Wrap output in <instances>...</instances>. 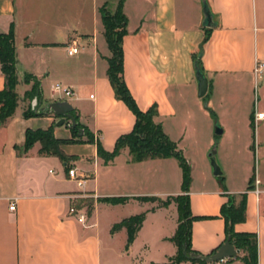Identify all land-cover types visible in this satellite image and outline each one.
<instances>
[{
  "label": "crops",
  "instance_id": "crops-1",
  "mask_svg": "<svg viewBox=\"0 0 264 264\" xmlns=\"http://www.w3.org/2000/svg\"><path fill=\"white\" fill-rule=\"evenodd\" d=\"M118 1L0 0V33L15 30L18 70V106L0 123V264H163L178 251L170 239L179 225L177 204L137 199L165 200L183 192L175 157L134 162L124 148L106 164L96 141L65 143L63 151L73 157L67 166L40 153V142L24 150L28 129L54 126L56 138H72L69 121L57 126L53 113L25 117L29 107L41 110L53 101L70 102L108 151L133 130L136 115L116 98L107 75L111 51L100 8ZM206 7L212 26L206 25ZM124 12V76L137 105L147 111L156 104L155 121L165 133L183 153L197 149L202 156L205 175L192 177L189 191L198 216L193 249L211 254L225 241L221 208L229 196L240 200L245 194L246 220L236 231L257 234L258 264H264V117L256 118L264 113V75L254 73L256 60L264 61V0H125ZM73 40L81 51L69 55ZM201 49L204 97L195 72ZM27 74L40 82L33 99L27 93L34 80L27 82ZM5 82L0 62V90ZM71 167L77 179L69 176ZM84 195L96 200L92 212L76 206ZM113 196L130 199L98 201ZM73 206L84 221L70 212ZM142 212L146 219L127 247V229L113 233L112 227ZM225 264L244 263L235 257Z\"/></svg>",
  "mask_w": 264,
  "mask_h": 264
},
{
  "label": "trees",
  "instance_id": "trees-1",
  "mask_svg": "<svg viewBox=\"0 0 264 264\" xmlns=\"http://www.w3.org/2000/svg\"><path fill=\"white\" fill-rule=\"evenodd\" d=\"M125 0H119L117 8L114 12H111L107 8V4L100 8V14L104 25V35L111 51L108 60L107 75L114 89L117 99L124 101L130 109L136 115V123L133 130L129 133L121 135L116 142L113 151L106 150L99 139H95L94 133L91 132L86 126L81 124L79 117L73 110L72 114L77 120V127L72 130V138L68 140H62L56 138L54 134V126L48 129L31 130L26 132V142L24 150L28 151L35 143H41L40 153L45 155H54L59 157L68 166L69 161L73 158L68 156L62 149V145L65 143H79V142H97L98 155L106 164L112 162L124 148L129 149V153L132 156L134 162H140L147 159L155 158H169L175 157L183 170V192L176 196H168L167 199L161 200L155 196H143L137 197L142 201H159L161 206H169L172 202H175L179 211V225L175 234L170 238L173 241L178 251L169 258V261L163 264H182V262L190 260L197 264H208L205 261H198L189 259L183 252L186 248L188 253L198 252L192 247L191 231L192 223L198 219V216H194L191 211L190 203V185L192 182L191 165L185 157L183 151L178 147V144L173 141L164 131L161 123L155 121V117L158 116L159 111L157 105L154 104L147 111H143L139 108L133 97L124 76V37L128 33V17L124 12ZM202 55V49L198 54L196 64L202 69L200 58ZM0 62L1 69L5 76V87L0 90V123H5L10 118L18 106V93L16 87L18 85V70L16 60V35L15 30L12 27L9 32L0 33ZM25 80L28 82L34 80L35 84L33 90L27 93V96H38L40 91V82L34 76L27 74ZM29 107L24 115L30 117L34 115L48 114L47 111H41ZM37 109V110H36ZM79 129L84 130V135H80ZM130 197H103L98 201L120 204L126 203ZM96 200L91 197L81 198L77 201L76 206L87 207L88 212H92L95 206ZM246 195L242 194L241 199L238 200L236 196H229L228 202H226L220 212V216L225 220V241L228 239L238 249L244 252L243 256L239 257L244 264H258V236L254 232H238L236 231V224L244 222L246 220ZM146 219V212H142L127 218H124L118 223H115L112 227V232L126 228L128 233L127 247L135 240L139 230L143 226ZM221 244V245H222ZM220 245V246H221ZM217 247L212 251L215 253L219 248ZM211 253V254H212ZM232 259V258H230Z\"/></svg>",
  "mask_w": 264,
  "mask_h": 264
},
{
  "label": "water",
  "instance_id": "water-1",
  "mask_svg": "<svg viewBox=\"0 0 264 264\" xmlns=\"http://www.w3.org/2000/svg\"><path fill=\"white\" fill-rule=\"evenodd\" d=\"M205 12L207 16L206 25L212 26V17L207 7H206ZM195 72H196V78L198 80V85H199V96L204 97L208 91V79L198 64L195 65ZM73 110H74L73 105L67 100L53 101L41 108V111H47L59 117V120L56 123L57 126H62L67 121H69V126L76 128L78 123H77L76 118L72 114ZM79 132L81 136L84 135L83 129H79ZM216 133L217 134L221 133V130L219 127L216 128ZM215 173L217 175L221 173L218 167H216ZM183 252L186 255V257L189 259L205 261L208 264H214V263H217L223 260L237 257L239 253L241 252V250L236 248L230 242V239H228L224 244L220 246V248L215 253H212V254H203V253H198V252L188 253L186 248L183 249Z\"/></svg>",
  "mask_w": 264,
  "mask_h": 264
},
{
  "label": "built area",
  "instance_id": "built-area-1",
  "mask_svg": "<svg viewBox=\"0 0 264 264\" xmlns=\"http://www.w3.org/2000/svg\"><path fill=\"white\" fill-rule=\"evenodd\" d=\"M68 54L69 55H76L78 53H80L81 51V48H80V45L79 43L77 42V40H73L72 44L68 46ZM254 73L256 74V76L258 77H261L264 75V61L263 60H259L257 59L256 60V64H255V67H254ZM57 88H59V86H57ZM66 96H70L72 94V91L69 90V89H65L64 90ZM264 117V113H256V118H263ZM68 173H69V176L72 177V178H78L77 177V173H76V168L75 167H71L69 170H68ZM80 184H82V180H79ZM15 204H12L10 206V209L14 210L15 209ZM70 212L72 214H78L80 215L79 217V220L80 221H84L85 219V215L84 213H81L82 210L76 208L75 206H73L71 209H70ZM225 261L226 260H223V261H220V262H217V263H214V264H225Z\"/></svg>",
  "mask_w": 264,
  "mask_h": 264
},
{
  "label": "rangeland",
  "instance_id": "rangeland-1",
  "mask_svg": "<svg viewBox=\"0 0 264 264\" xmlns=\"http://www.w3.org/2000/svg\"><path fill=\"white\" fill-rule=\"evenodd\" d=\"M108 10H110L111 12H114L117 8V3H110L107 5ZM32 81V80H30ZM35 84V82H34ZM34 96H30V99H33ZM192 140H190L191 142ZM185 157L187 158L189 164L191 165L193 163V168H191V174L192 177L195 178L196 180H201L204 175H205V171L203 169V167L201 166V154L199 153V151L197 149H190L187 154L186 152L184 153ZM191 160V162H190ZM193 161V162H192ZM84 197H88L87 195H84Z\"/></svg>",
  "mask_w": 264,
  "mask_h": 264
}]
</instances>
